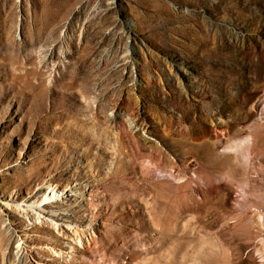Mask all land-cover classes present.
Masks as SVG:
<instances>
[{
    "label": "rangeland",
    "instance_id": "374dc122",
    "mask_svg": "<svg viewBox=\"0 0 264 264\" xmlns=\"http://www.w3.org/2000/svg\"><path fill=\"white\" fill-rule=\"evenodd\" d=\"M46 6L0 0V203L62 227L3 207L0 264H264V0Z\"/></svg>",
    "mask_w": 264,
    "mask_h": 264
},
{
    "label": "bare ground",
    "instance_id": "6f19581e",
    "mask_svg": "<svg viewBox=\"0 0 264 264\" xmlns=\"http://www.w3.org/2000/svg\"><path fill=\"white\" fill-rule=\"evenodd\" d=\"M53 0H46V7L49 6V4L52 2ZM48 3V4H47ZM59 10L57 12H55L54 14H52V18L55 20V24L53 26V29H50L48 31V34L49 35H52L54 36L56 34V32L58 31V28L54 29L55 26H57V21H61L65 15H63V12L65 11V14H66V11L68 9V7H58ZM51 20V18H50ZM48 21L47 20V24H49V22L51 23V21ZM107 19H104L103 21H105ZM105 27V23L102 24V26H99V29H103ZM127 27L129 29H134L136 27V22L134 20H129L127 22ZM86 33H88V30L90 29V27H87L86 28ZM84 33H83V37H84ZM88 38V37H85V39ZM89 40V39H88ZM135 64H139V62H136ZM88 67H91L90 65ZM88 72H90V69H88ZM190 74L189 70L183 68V67H179L177 69V75L179 76V78L183 79L184 76H186L187 74ZM181 86H182V83H181ZM183 89H176V92L175 94L181 98V100H183V95H182V92H185V94H190V92L192 91L191 88L187 87V86H184L183 85ZM174 98V97H173ZM180 99H176L175 102L179 103L181 101ZM222 134H225V133H222ZM49 182L50 183H47L45 184V186H43L41 188V195L33 200V202H29V201H25L23 202L21 205H17V206H13L11 205L10 203H0V213H4L5 210L3 209L6 208L8 211H14V210H18V211H21L22 213H24L26 216H30L32 218H34L35 216L38 217V220H39V227L40 226H44V222H43V219H48L49 222H51V225H53V227H55V229H61L62 225H61V221H59L61 218V214L59 213L58 210L56 209H51L49 210L48 208L50 207H53V205L55 204L56 208H59L61 207V205L64 203L63 201V195H61L58 191V189L56 188V186L54 184H52L51 182L52 179H49ZM81 190V188H73L71 189L70 191V194H76V195H72V196H75V197H79L80 199L84 200L86 199L85 196H83V192H79ZM44 192V193H43ZM78 194V195H77ZM14 207V209H12ZM0 214V216L2 215ZM32 218H30L29 220V224L30 225H33V221L31 220ZM64 223L68 224V230H72L73 233H78L80 234V231H82V228L80 227H74L72 226L71 224H69V221L68 220H63ZM77 225V224H76ZM7 225L4 226V228H6ZM33 226H36L35 229H39V227H37V225H33ZM29 242V241H27ZM26 242V243H27ZM79 246L81 248H84V243L82 241V239H79ZM24 242H20L17 246V249H18V254L20 252H22V249L24 248ZM48 251V254L50 255H54L55 257H59V258H62V253L60 252H56L53 250V248H49V249H46ZM19 256V255H18ZM21 257H19L18 261L20 260Z\"/></svg>",
    "mask_w": 264,
    "mask_h": 264
}]
</instances>
